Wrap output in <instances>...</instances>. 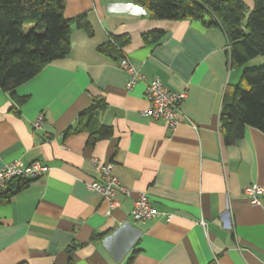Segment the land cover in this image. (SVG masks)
Wrapping results in <instances>:
<instances>
[{
	"label": "crops",
	"instance_id": "0c3cea01",
	"mask_svg": "<svg viewBox=\"0 0 264 264\" xmlns=\"http://www.w3.org/2000/svg\"><path fill=\"white\" fill-rule=\"evenodd\" d=\"M65 1L64 17L84 14L89 28L72 23L68 55L14 89L23 101L0 88V168L48 167L0 196V264H264V194L251 205L244 193L264 185V133L246 126L226 144L220 132V108L241 74L224 30L207 17L153 18L135 0ZM243 2L248 13L253 0ZM151 31L164 34L151 41ZM114 42L148 78L186 91L175 129L143 114L144 83L126 88ZM94 100L102 106L88 126L68 132ZM101 124L112 134L90 144ZM94 156L132 191L113 208L87 188ZM140 191L158 211L145 223L130 215Z\"/></svg>",
	"mask_w": 264,
	"mask_h": 264
},
{
	"label": "trees",
	"instance_id": "16d2710c",
	"mask_svg": "<svg viewBox=\"0 0 264 264\" xmlns=\"http://www.w3.org/2000/svg\"><path fill=\"white\" fill-rule=\"evenodd\" d=\"M153 18L182 20L206 19L208 26L224 30L228 55L233 67L264 57V0H253L246 13L243 0H135ZM65 0H0V88L9 91L18 102L14 89L36 75L46 64L64 58L70 51L72 23L88 29L84 14L64 17ZM162 31H151L144 36L157 41ZM111 41V40H110ZM111 44V43H108ZM123 43H113L118 61L124 56ZM220 108V132L226 144L240 139L246 126L264 133V64L241 71L238 82ZM101 100L79 116L77 125L68 132L83 130L94 117ZM91 129V128H90ZM112 134V128L103 124L91 129L88 142ZM30 180H14L18 188ZM5 193V192H4ZM4 195V194H2ZM26 264V263H20ZM208 264H216L210 261Z\"/></svg>",
	"mask_w": 264,
	"mask_h": 264
},
{
	"label": "built area",
	"instance_id": "2783aa9c",
	"mask_svg": "<svg viewBox=\"0 0 264 264\" xmlns=\"http://www.w3.org/2000/svg\"><path fill=\"white\" fill-rule=\"evenodd\" d=\"M119 67L127 75L126 88L130 89L138 82L144 83V92L149 101V107L143 114L153 120H162L170 129H175L180 122V104L186 97V91H176L168 88L158 77L148 78L136 68L124 55L119 61ZM43 116L38 115L33 123L34 128L41 127ZM97 176L87 183V188L99 193L113 208L116 197L132 195L131 189L122 185L117 177L112 173L111 164L105 163L97 157L90 159ZM48 167L39 161H32L24 165L19 160L11 161L0 168V196L5 192L8 184L14 180H32L46 173ZM245 197L251 205L260 203L261 195L264 194V185L252 183L244 189ZM158 214L152 206L145 192H137L132 200L130 211L131 218L137 223H145ZM171 215L165 214V220L170 221Z\"/></svg>",
	"mask_w": 264,
	"mask_h": 264
},
{
	"label": "rangeland",
	"instance_id": "374dc122",
	"mask_svg": "<svg viewBox=\"0 0 264 264\" xmlns=\"http://www.w3.org/2000/svg\"><path fill=\"white\" fill-rule=\"evenodd\" d=\"M263 64H264V57L262 56V57L256 58L255 60H252L251 62L246 63L245 65L241 67L240 70L242 71L243 69L255 68Z\"/></svg>",
	"mask_w": 264,
	"mask_h": 264
}]
</instances>
